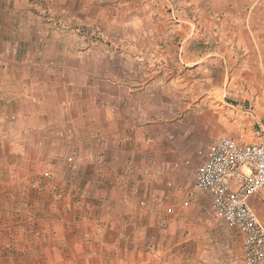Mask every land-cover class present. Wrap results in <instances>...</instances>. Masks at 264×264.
I'll use <instances>...</instances> for the list:
<instances>
[{
  "label": "crops",
  "instance_id": "obj_1",
  "mask_svg": "<svg viewBox=\"0 0 264 264\" xmlns=\"http://www.w3.org/2000/svg\"><path fill=\"white\" fill-rule=\"evenodd\" d=\"M42 1L76 29L49 23L29 0H0V115L12 117L24 136L22 143H0V264H231L239 246L237 264L242 243L235 229L164 199L181 182L174 165L191 154V137H214L199 164L218 137L217 97L201 96L196 104L208 98L212 108L181 119L159 117V68L150 77L140 71L143 35L128 32L137 17L104 22L96 17L97 0ZM189 1L218 9L215 18L200 17L209 33L191 37L190 27L186 33L180 26L183 37L201 44L183 52L194 56L200 89L218 88V79L208 84L224 63L218 57L240 50L250 70L264 73V0ZM87 26L102 28L107 48L101 37L78 30ZM190 70L182 74L188 88ZM262 76L257 87H264ZM15 152L19 158H6ZM32 168L62 196L32 189L25 178ZM248 202L264 226V187Z\"/></svg>",
  "mask_w": 264,
  "mask_h": 264
},
{
  "label": "rangeland",
  "instance_id": "obj_2",
  "mask_svg": "<svg viewBox=\"0 0 264 264\" xmlns=\"http://www.w3.org/2000/svg\"><path fill=\"white\" fill-rule=\"evenodd\" d=\"M29 3L31 5H41L42 14H44L46 20L48 19L49 23L64 25L69 30L76 29L70 22V18H67L65 14H55L42 0H29ZM187 3H192V5ZM95 5L96 17L100 21L104 20L105 22L107 19L110 21L119 15L138 18L137 22L133 19L130 21L128 32L133 34L140 32L143 35L142 39L137 42L140 47L147 50L139 57L142 64L140 71H144L143 74L150 77L156 73L151 70L156 66L159 68L157 76L160 87L156 90L159 93V103L153 105L154 108H158L159 117L166 115V120L172 122L176 118L181 119L184 116L182 114L186 112H199L212 108L213 104L209 103L208 98L209 96H216V101H218V131H220L218 137L232 136L244 141H258L264 137V87H257V81L262 75L264 80V73L250 70L246 61L247 56L244 55L243 51H238L235 56L218 57V60H222L224 63L222 65L218 63V71H211V81H208V84L212 82V85H214L218 79V88L200 89L197 82H193L198 78L197 72L193 70V65L189 62L194 56H189L183 52L185 47L194 50L193 46L201 44L198 43V38H194L189 42L188 37L184 36L187 39L185 40L183 37L184 31L180 26L187 25L186 33H189L188 27H190L191 37H195L199 33H209L205 30L207 26L201 22L200 17L209 18L213 16L215 18L214 16H218V9L201 7L199 2L195 3V1L191 2L189 0H97ZM232 11V14L237 15L235 9ZM245 12H248V9L242 11L243 16ZM240 16V13H238L237 18H240ZM187 20L194 23L190 24ZM237 26L240 27L241 25ZM109 27L108 31L112 36L110 42H118L117 25L111 24ZM211 27L214 26L211 25ZM218 27V31L227 32L231 30L220 25ZM100 29L102 30L101 27L90 29L88 26L87 28H78L84 34L88 33L94 37H101L102 39H99V42L103 43L104 41V46L107 48L110 42L106 40L105 33ZM217 30L214 31L217 32ZM187 67L191 69L185 74L186 77L192 80L190 88L185 86L186 83L183 82L182 78V74ZM0 94H2V89H0ZM205 95H208V98L202 104H196V102H199L200 97ZM211 100L215 101L214 98ZM2 106L4 105H0V107ZM10 118L12 117L8 115H0V143H22L24 136L19 131L20 126H17V123L13 124ZM5 136L8 137V140L5 139ZM213 138L208 134H196L191 137V154L188 155V158H180L174 165L175 173L181 179L180 184L175 183L179 187L177 188L172 184L174 191L167 194L164 199H167L170 203H180V205L183 204V201H187L188 204L184 205L185 209H203L206 211V222L218 225L223 221L210 209V195L204 190L193 186L195 171L202 157L201 151L211 143ZM10 155L6 158L17 159L20 157L21 152L13 153V157H10ZM39 170L38 168H32V173L25 176L30 187L33 180L39 179L40 181V177H38ZM50 175L52 177V174ZM167 181L170 180L167 179ZM41 184L44 185V189H51V186H53L51 184ZM180 190L183 193H180ZM231 252L232 256L230 258L232 259L230 260H232V264L236 261V254L240 253V247H233Z\"/></svg>",
  "mask_w": 264,
  "mask_h": 264
},
{
  "label": "built area",
  "instance_id": "obj_3",
  "mask_svg": "<svg viewBox=\"0 0 264 264\" xmlns=\"http://www.w3.org/2000/svg\"><path fill=\"white\" fill-rule=\"evenodd\" d=\"M143 173L148 175L150 169ZM43 177L49 179L51 175L46 172ZM30 185L37 191L44 189L39 179ZM193 186L210 195L212 211L237 231L242 243L237 264H264V226L248 202L250 195L264 187V137L258 141L216 138L207 158L197 166ZM51 190L56 197L62 196L54 185Z\"/></svg>",
  "mask_w": 264,
  "mask_h": 264
}]
</instances>
